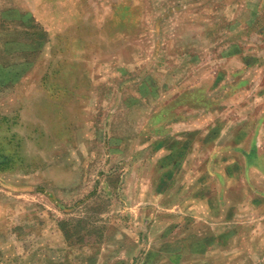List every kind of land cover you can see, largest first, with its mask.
Listing matches in <instances>:
<instances>
[{"label": "rangeland", "instance_id": "374dc122", "mask_svg": "<svg viewBox=\"0 0 264 264\" xmlns=\"http://www.w3.org/2000/svg\"><path fill=\"white\" fill-rule=\"evenodd\" d=\"M145 1L0 0V264H264V0H154L134 64H61L69 14Z\"/></svg>", "mask_w": 264, "mask_h": 264}, {"label": "crops", "instance_id": "0c3cea01", "mask_svg": "<svg viewBox=\"0 0 264 264\" xmlns=\"http://www.w3.org/2000/svg\"><path fill=\"white\" fill-rule=\"evenodd\" d=\"M152 1L154 2V0L145 1V4L148 8H146L145 11L141 10V16L139 17L140 21L138 23H133L134 18L131 14L132 11L136 9L137 3L135 2L124 3V14L115 5L112 7L111 11L108 10L109 12L106 11L107 8L99 7L98 10L100 12L95 14V16L98 18L92 14L91 16H88L87 23L83 21L84 19L82 21L78 20L79 16L77 17V11L74 14H69V23L67 22L64 28L61 27V29L59 28L54 30L56 31L54 35L57 37L59 36L60 39L65 42V50L72 53L70 62H62L61 64H83L85 62L84 66L86 67L87 73L90 75H92V71L95 73V69L98 65V62H92L94 59H96V56L106 57L105 55H109L110 57L114 58V54H117L115 58L119 60L120 64H123V60L125 58H132L134 64L137 61V58H139L142 49L137 47L138 49L134 48L130 51L128 47H119L116 51H112L114 53L111 54V51V53L107 52L106 45L110 41L120 42L121 40L122 42L131 43L130 37H128L127 34H124V30L128 29L129 32H133L132 35H134L136 32H139L140 29L142 30L145 23L147 24L149 18L153 15L151 12ZM65 5L66 6L64 8L70 7L67 6V3H65ZM77 6L80 5L78 4L75 7ZM103 14H105L104 17ZM141 25L143 26L142 28H140ZM150 31L152 33L151 26ZM46 40L47 39H40L42 42L39 44V49L42 48V45ZM74 51L80 52L76 53ZM122 51H126L128 55H124ZM156 57L157 54L154 59H156ZM154 63L156 62H153V60L150 63L151 71L154 70ZM103 64L106 63L104 62ZM155 67H157V65H155Z\"/></svg>", "mask_w": 264, "mask_h": 264}]
</instances>
